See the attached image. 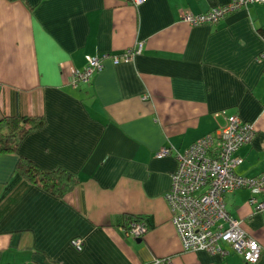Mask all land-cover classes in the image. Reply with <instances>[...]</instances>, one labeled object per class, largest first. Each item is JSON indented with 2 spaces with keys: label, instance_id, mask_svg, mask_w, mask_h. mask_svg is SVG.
Listing matches in <instances>:
<instances>
[{
  "label": "crops",
  "instance_id": "obj_1",
  "mask_svg": "<svg viewBox=\"0 0 264 264\" xmlns=\"http://www.w3.org/2000/svg\"><path fill=\"white\" fill-rule=\"evenodd\" d=\"M228 1L0 0V120L44 119L17 152L0 153V264H246L226 244L223 254L182 248L164 199L177 162L155 156L162 147L182 152L237 115L254 136L235 170L264 171V2L212 25L181 15ZM138 43L132 61L108 57L73 84L86 56ZM19 157L79 183L56 198L15 178ZM249 197L238 189L223 199L262 246L255 264H264V212ZM127 215L150 225L141 237L126 232Z\"/></svg>",
  "mask_w": 264,
  "mask_h": 264
},
{
  "label": "built area",
  "instance_id": "obj_2",
  "mask_svg": "<svg viewBox=\"0 0 264 264\" xmlns=\"http://www.w3.org/2000/svg\"><path fill=\"white\" fill-rule=\"evenodd\" d=\"M143 1L134 0V3ZM263 2L229 0L225 5L212 7L200 14L184 12L181 15L190 25H212L238 9ZM262 39L264 41V35ZM141 50L142 44L138 43L117 54L88 55L84 68L75 72L73 84L88 82L103 67L106 58L109 57L114 64L130 62ZM218 114L225 113L215 115ZM224 118V125L218 126L214 133L198 138L182 152L162 147L155 153L158 158L173 155L177 162L164 199L185 251L204 250L223 254L222 245L226 244L246 264H255L260 258L262 246L247 234L240 220L229 214L223 196L238 189H247L250 192L249 204L255 211L264 212V171L252 177L236 172V167L243 161L238 149L251 142L254 127L237 115L225 114ZM145 231V223L141 221L131 224L126 232L139 238ZM71 244L77 250L82 248L81 239H73Z\"/></svg>",
  "mask_w": 264,
  "mask_h": 264
},
{
  "label": "trees",
  "instance_id": "obj_3",
  "mask_svg": "<svg viewBox=\"0 0 264 264\" xmlns=\"http://www.w3.org/2000/svg\"><path fill=\"white\" fill-rule=\"evenodd\" d=\"M10 2L26 0H7ZM264 35V29L260 31ZM44 125L41 116H22L4 118L0 120V153H15L21 141L32 131L38 130ZM15 178L21 177L38 186L44 192L56 197L64 198L79 183V178L61 168L44 171L38 168L32 161L19 157L16 164ZM124 228H129L131 224L141 222L142 217L125 216ZM146 230L150 225H147Z\"/></svg>",
  "mask_w": 264,
  "mask_h": 264
}]
</instances>
